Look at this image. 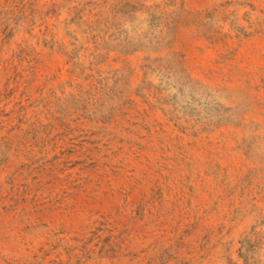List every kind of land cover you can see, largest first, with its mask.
Listing matches in <instances>:
<instances>
[{
    "label": "rangeland",
    "instance_id": "obj_1",
    "mask_svg": "<svg viewBox=\"0 0 264 264\" xmlns=\"http://www.w3.org/2000/svg\"><path fill=\"white\" fill-rule=\"evenodd\" d=\"M0 264H264V0H0Z\"/></svg>",
    "mask_w": 264,
    "mask_h": 264
}]
</instances>
